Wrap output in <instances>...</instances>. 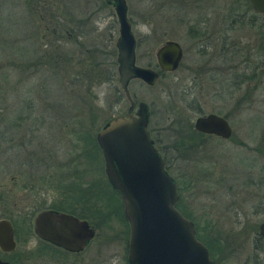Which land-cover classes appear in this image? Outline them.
Segmentation results:
<instances>
[{
  "label": "rangeland",
  "instance_id": "obj_1",
  "mask_svg": "<svg viewBox=\"0 0 264 264\" xmlns=\"http://www.w3.org/2000/svg\"><path fill=\"white\" fill-rule=\"evenodd\" d=\"M73 1L105 5L104 0H0V129L6 128L9 137H0V216L18 219L57 204L58 198L65 200L66 184L87 183L88 178H81L87 167L103 184L101 155L83 159L85 143L111 116L124 112L128 102L122 94L118 97L115 77L109 82L103 74L85 79L55 73V41L48 33L43 36L47 31L42 26H50L53 15L67 11ZM125 2L136 64H152L153 51L164 39L177 40L183 49L176 70L151 85L139 79L127 85L149 108L148 126L180 187L179 203L202 235L213 240L219 264H245L264 219V184L244 185L245 175H240L249 171L257 176L264 165V15L247 10L246 0ZM104 15L102 23L110 21ZM184 16L204 17L208 43L187 35ZM62 47L67 49L68 42ZM207 112L227 118L228 138L187 128ZM51 172L58 184L41 185L40 175ZM94 227L97 235L84 249L59 253L60 264H127L126 221L113 217ZM37 244L34 236L17 244L26 257L19 264H39L42 256L32 254Z\"/></svg>",
  "mask_w": 264,
  "mask_h": 264
},
{
  "label": "water",
  "instance_id": "obj_2",
  "mask_svg": "<svg viewBox=\"0 0 264 264\" xmlns=\"http://www.w3.org/2000/svg\"><path fill=\"white\" fill-rule=\"evenodd\" d=\"M251 7L264 12V0H248ZM118 20L117 80L129 106L125 113L108 119L96 131L95 140L103 159L109 186L117 191L123 217L128 226L127 264H217L207 247L195 236L194 223L175 207L177 186L164 167L161 154L153 146L147 129L148 107L133 102L127 89L131 78L151 85L158 73L135 63V38L126 17L125 0H114ZM181 48L173 39L156 49V60L163 70L176 68ZM192 126L203 133L222 138L231 128L220 114L207 112L194 117ZM34 232L65 249L77 251L94 235L95 228L85 218L63 211L39 210L33 217ZM264 239V219L257 225ZM12 227L0 219V249L13 250ZM0 264L6 262L0 261Z\"/></svg>",
  "mask_w": 264,
  "mask_h": 264
},
{
  "label": "flooded vegetation",
  "instance_id": "obj_3",
  "mask_svg": "<svg viewBox=\"0 0 264 264\" xmlns=\"http://www.w3.org/2000/svg\"><path fill=\"white\" fill-rule=\"evenodd\" d=\"M246 1H247V5H248L246 7L247 10L250 9V10L254 11L255 13L264 15V12H259V11L254 10L251 7L249 1L248 0H246ZM104 3H105V5H96L95 7H93V6H87V5L81 6V5H78L76 3V1H73L71 5H69L68 7H65L67 9V11H63V8L61 7L62 12H57L53 15V21L50 23V26L47 23L44 25L42 24L43 25L42 27L47 31V32L43 33V36H46V34L48 33L49 35L52 36V40L55 41L56 60H57L56 66L58 68V70L55 69V73L58 76L59 75L62 76L63 74H65L64 71L71 72L75 76H77L79 78H85V79H90L91 75L98 77L99 75L101 76V74H103V77L108 79L109 82H111L112 78L115 77L116 81L118 83L117 69H116L117 68V62H116L117 47L115 45V41H116L117 36H118V20H117V16H116L115 10H114V0H104ZM105 9L108 11L104 12ZM232 10H233V8H231V11ZM167 12H169V11H167ZM104 13H108L111 16V18H110V21L105 20V23H102V21L105 19ZM232 13H233V11H232ZM126 17L130 23V28H131L132 22L129 19V17L127 16V6H126ZM250 19H251V24H253L252 17ZM233 20H234V18H233ZM203 21H204V17L193 19L192 17L184 16L182 23L184 25H186V30H187L188 36L195 37V39L197 41H206L208 43L207 40L209 37V32H208L209 29H208V27H206V25L203 23ZM108 27L110 28V31L108 34L104 35L103 32H104V30H107ZM97 31H99V32L96 34L93 33V32H97ZM201 36L203 38H200ZM168 39H170V38H168ZM168 39H164L159 45H157V47L153 51L154 60H153L152 64L147 65L148 67H151L157 71L158 77L164 75L165 72H172V71L176 70L179 67L181 60H182L183 49H182L180 43L177 40L173 39V40L178 42V44L181 48V57L178 61V64H177L176 68H174L173 70H163L159 67L157 60H156V49L165 40H168ZM65 42H68L67 49L62 47V45L63 46L65 45ZM135 47H136V43H135ZM261 64H264V62H261ZM261 66H263V65H260V67ZM261 68H263V67H261ZM132 79H138V78L129 79L127 82V85L129 83V81ZM88 83L91 84V82H88ZM113 87H114V89H116V92H117L119 98L121 97V94H122V96H124V98L127 100V102H128V105L126 107V110H127L128 106H129V101L125 97L122 89L119 86V83H118V87L117 86H113ZM85 88H89V87L87 86ZM118 89L121 91V93H119ZM127 89H128V87H127ZM128 92H129L130 99L133 102V105L131 108L133 110L136 106V103L139 100H136L131 95L129 89H128ZM126 110L120 114L125 113ZM117 115H119V114H117ZM113 116H116V115H113ZM113 116H111V117H113ZM227 122H228V120H227ZM148 123H149V108H148L147 129H148L149 135L152 139L153 146L161 154L160 150L156 146V139L157 138H155L153 136L151 128L148 126ZM228 124H229V122H228ZM190 125H191V129H194L192 126V123ZM229 126H230V124H229ZM230 128H231V126H230ZM194 131L198 132L199 135L200 134L206 135V136L211 135L214 137L222 138L218 135H214L211 133H203V132L197 131L195 129H194ZM231 132H232V130H231ZM231 132H230L229 136L231 135ZM6 133H7L6 128H5V130L0 129V137L7 138ZM95 134H96V132H95ZM95 134L93 137H94L95 144L97 145L96 140H95ZM228 137H226V138H228ZM8 139H9V137L6 140H8ZM263 146H264V135H263V139L261 140V147L263 148ZM97 147H98V145H97ZM86 150L87 149L84 150L85 154L83 155V159L88 158L91 155V151L89 149L87 151ZM98 150H99L98 153L101 155L99 147H98ZM259 150L260 149L258 148L257 151H259ZM260 153L261 154L264 153V150L263 151L260 150ZM161 156H162L163 161H164L165 169L171 175V173L168 170V164L166 162V158L162 154H161ZM101 158H102V156H101ZM102 161H103V159H102ZM250 163H253V160H251ZM245 172L246 173L243 172L240 174L241 176H242V174L245 175L244 179H243L244 182H242L244 185L262 186L264 184V165L262 167L258 168L259 174L257 176H253V174H251L249 171H245ZM81 173L84 174L81 177V178H84L83 180L88 178V179H86L87 183L85 185H81L82 183H79V182H76L77 184L74 182H70V183L66 184L65 186L68 187L67 188L68 190L66 191V193L62 197L65 200L61 201L60 200L61 198H58L57 204H61V205L66 206V207L73 206L74 201H75V195L72 194V191H74L73 188L75 187V185H77V187L79 189H81V191L83 192L82 196H81L83 199V202H82V204L79 203L78 209H80L81 206H85L84 203L87 204V206H91L92 196L90 193V187H92L93 181L95 182L96 180H94L93 175H91V168H89V167H87ZM103 174H104V171H103ZM55 176H56V174L54 172H51L50 175L49 174H46V175L41 174L40 179L42 181L40 182V184L43 185L45 182L49 186L52 184H58L57 183L58 180H56ZM233 178H234V180H235V178L238 179L239 173H234ZM104 179L106 180L105 174H104ZM173 179L175 180V183L177 186V180L175 179V177H173ZM97 181H99V180H97ZM99 182L101 183V181H99ZM106 182H107V180H106ZM177 188H178V186H177ZM177 193H178V191H177ZM178 200H179V195H178ZM57 204L48 203V205L46 204V206H41L40 208L36 209V211L33 214H31V215L25 214L22 216H18L17 217L18 219H13V218H10L7 216H0V219H5L10 223V225L12 227V239L14 241L13 250H2V249H0V261L6 262V264H19L18 263L19 260L23 261L26 257L21 255V251L19 252L17 250V244L21 243L22 241L23 242L26 241L30 236L31 237L34 236L38 242L37 246L34 247V249H33L34 251L32 252V254L42 256L41 257L42 260L39 262V264H60L59 253H61V254L63 252H65V253L66 252L76 253V252H79L82 249H84L86 247V245L88 244V242L93 237H95L97 235L96 230L94 232V235L86 242L85 246L82 249L77 250V251L65 249L59 245L54 244L53 242H51L47 239H44V238L38 236L34 232L33 217H34L35 213L39 210L48 209V210H53V211H63V212L70 213V214H73V215L78 217V215H76L74 213H71V212H68L65 210H61V209L59 210V209H56L55 207H53L54 205H57ZM181 209L188 216L186 218H189L187 211L184 210L183 207ZM189 219L192 222L194 220L192 218H189ZM90 224H92V223H90ZM257 235L260 236L261 238L255 237ZM254 237L256 238L254 241V244L252 246V249L254 250V252H252L251 255L245 259L246 260L245 264H264V259H263V257H264V239L258 233V231H256L254 233ZM261 242H262V244H261ZM213 260L217 264H219L218 259L214 258Z\"/></svg>",
  "mask_w": 264,
  "mask_h": 264
},
{
  "label": "trees",
  "instance_id": "obj_4",
  "mask_svg": "<svg viewBox=\"0 0 264 264\" xmlns=\"http://www.w3.org/2000/svg\"><path fill=\"white\" fill-rule=\"evenodd\" d=\"M234 1L238 2V0H234ZM188 128L191 130V132L193 133L196 132L194 131V129H191L190 124H188ZM180 143H182V139L180 140ZM85 144H87L86 149L87 150L89 149L91 151V155L93 153L99 152L98 147L95 144L93 136H91V138H89L88 140V143H85ZM103 184L102 182L100 183L97 180L95 182L93 181V185L92 187H90V193L92 196L91 206H87V204L84 203L85 206H81V208L78 209L79 203L82 204L83 202V199L81 197L83 192L81 191V189L78 188L77 189L78 192L75 194V201H74L73 206L66 207L60 204V205H54L53 207L59 210L61 209V210L74 213L78 215V217L80 218H86L88 219L90 223L93 224V226H98L100 223L107 225L109 221L113 219V217H119L124 222L125 219L122 214L121 200H120L119 194L117 193V191H115L109 186V184L106 182L105 179L103 180ZM99 185H101L102 188L99 187ZM178 189H180L179 186L177 188V191ZM180 200H181V196L179 197V200L176 202L175 207L182 213L183 216L188 217L181 209L182 207L179 203ZM96 218L98 219L96 220ZM189 218H192V217L189 216ZM193 222H194L196 238L199 239L207 247L209 256L211 257V259H214V252H213V247H212L213 240H208L207 237H204L202 233L200 232V227L198 226L197 221L194 219ZM255 237L261 238L258 235Z\"/></svg>",
  "mask_w": 264,
  "mask_h": 264
}]
</instances>
